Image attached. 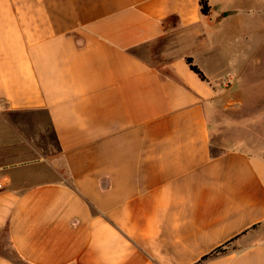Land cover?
<instances>
[{"label": "crops", "instance_id": "0c3cea01", "mask_svg": "<svg viewBox=\"0 0 264 264\" xmlns=\"http://www.w3.org/2000/svg\"><path fill=\"white\" fill-rule=\"evenodd\" d=\"M207 1L0 0V264H264V153L212 126L264 0Z\"/></svg>", "mask_w": 264, "mask_h": 264}, {"label": "rangeland", "instance_id": "374dc122", "mask_svg": "<svg viewBox=\"0 0 264 264\" xmlns=\"http://www.w3.org/2000/svg\"><path fill=\"white\" fill-rule=\"evenodd\" d=\"M241 78L223 89L217 100L212 123L214 145L232 149L244 144L250 152L264 153V64L261 71H248Z\"/></svg>", "mask_w": 264, "mask_h": 264}, {"label": "trees", "instance_id": "16d2710c", "mask_svg": "<svg viewBox=\"0 0 264 264\" xmlns=\"http://www.w3.org/2000/svg\"><path fill=\"white\" fill-rule=\"evenodd\" d=\"M199 6H200L201 14L204 16H207L210 12V7L208 5V1L207 0H199ZM187 64H188V66L192 72H194L201 80H203V81L205 80V78H204L203 74L200 72V70L192 64L191 59L187 60ZM217 251H219V250H217ZM203 260H205V258Z\"/></svg>", "mask_w": 264, "mask_h": 264}, {"label": "built area", "instance_id": "2783aa9c", "mask_svg": "<svg viewBox=\"0 0 264 264\" xmlns=\"http://www.w3.org/2000/svg\"><path fill=\"white\" fill-rule=\"evenodd\" d=\"M4 188V184L3 182L0 180V190H2Z\"/></svg>", "mask_w": 264, "mask_h": 264}]
</instances>
